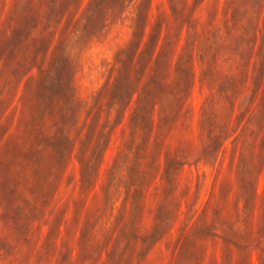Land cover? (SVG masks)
Returning a JSON list of instances; mask_svg holds the SVG:
<instances>
[{"label": "rangeland", "instance_id": "1", "mask_svg": "<svg viewBox=\"0 0 264 264\" xmlns=\"http://www.w3.org/2000/svg\"><path fill=\"white\" fill-rule=\"evenodd\" d=\"M0 264H264V0H0Z\"/></svg>", "mask_w": 264, "mask_h": 264}]
</instances>
